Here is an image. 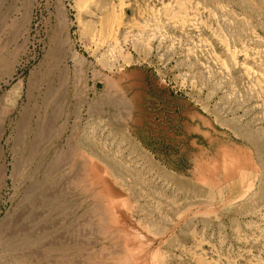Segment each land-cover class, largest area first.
<instances>
[{
	"label": "rangeland",
	"instance_id": "374dc122",
	"mask_svg": "<svg viewBox=\"0 0 264 264\" xmlns=\"http://www.w3.org/2000/svg\"><path fill=\"white\" fill-rule=\"evenodd\" d=\"M234 166L264 171V0H0V264H264Z\"/></svg>",
	"mask_w": 264,
	"mask_h": 264
},
{
	"label": "bare ground",
	"instance_id": "6f19581e",
	"mask_svg": "<svg viewBox=\"0 0 264 264\" xmlns=\"http://www.w3.org/2000/svg\"><path fill=\"white\" fill-rule=\"evenodd\" d=\"M32 152V151H31ZM62 156V155H61ZM58 163V162H57ZM91 162H90V164L89 165H87L88 166V169H87V172H86V174L88 175L89 174V172H90V170H91ZM38 166V165H37ZM86 166V167H87ZM83 176V175H82ZM103 176V175H102ZM76 177V176H75ZM80 179V178H79ZM82 179H84V178H82ZM91 179V178H90ZM94 180V179H93ZM92 180V181H93ZM79 182H80V180H79ZM101 182V181H100ZM108 182V181H107ZM91 183V182H90ZM102 183V182H101ZM105 184V183H104ZM82 185V184H81ZM84 185V184H83ZM86 186H88V185H86ZM85 186V187H86ZM112 186V185H111ZM113 187V186H112ZM86 189V188H85ZM97 193H99V194H102V195H104L106 198H107V202L105 203V204H103L102 206H96V209H97V211L99 212V210L101 211V212H99V215H100V220H101V225H102V229L103 230H105L106 228H107V226H112L116 231L118 230V226H117V224H118V215H117V212H116V207H117V204H118V202L114 199V198H112V195H111V193L109 192V189H108V187L106 186V185H103L102 187H100L99 188V190L97 191ZM119 198V197H118ZM74 203H71V202H52L51 204H50V206H49V210L50 211H54V210H56V211H59V212H63V213H65V215H66V217L67 216H70V214H72L73 213V209H75V208H77L78 209V207L80 208V209H82V208H86L85 207V205H73ZM101 205V204H100ZM122 205V204H121ZM119 207V206H118ZM73 210V211H72ZM49 214V213H48ZM126 214V213H125ZM122 215V214H121ZM20 216V215H19ZM73 217V216H72ZM126 217V216H125ZM122 218H124L123 216H122ZM70 219V218H69ZM130 220V219H129ZM30 221V220H29ZM122 221V220H121ZM128 223L130 222V221H127ZM17 223H18V221H15V222H9V225H10V227H9V232H6V233H3V234H1L0 233V256H1V258H2V256H9L10 255V250L11 249H15L16 250V247L18 246V245H16V242H14V239H12V238H10L11 236L10 235H12L14 232H15V226L17 225ZM124 223V222H123ZM125 224H126V222H125ZM127 225V224H126ZM27 226H29V224H26V226L25 227H27ZM117 226V228H115ZM25 227H22L21 229H23L24 231H25ZM28 228V227H27ZM107 229H109V228H107ZM19 230V229H18ZM23 230H21V231H23ZM28 232V231H27ZM105 232H106V230H105ZM115 232V231H114ZM26 233V232H25ZM116 233V232H115ZM119 233V232H118ZM26 237H28V236H26ZM112 237V236H111ZM19 238V237H18ZM26 240V238L25 237H22V240L21 241H23V242H26L25 241ZM33 240H36V239H33ZM116 244H118L117 242H116ZM114 248V247H113ZM117 248V247H116ZM13 250H11V252L13 251ZM111 251V250H110ZM113 251V250H112ZM116 251V250H115ZM121 251V250H120ZM20 252V251H19ZM22 252V251H21ZM25 253V252H24ZM111 253V252H110ZM13 254V253H12ZM22 254V253H21ZM108 254V253H107ZM116 254H118V259H116V260H123L124 259V256H123V254H120V253H118V252H116ZM12 256V258H13V255H11ZM106 256V255H105ZM24 257V256H23ZM115 258V257H114ZM128 258H130V257H128ZM11 259V258H10ZM105 259V258H104ZM127 259V258H126ZM3 260V259H2ZM13 260V259H12ZM18 260V259H17ZM1 261V260H0ZM14 261V260H13ZM20 261H21V258H20ZM127 261H128V259H127ZM16 262V261H15ZM23 262V261H22ZM79 262V261H78ZM101 262V261H100ZM129 262V261H128ZM25 263V262H24ZM27 263V262H26ZM113 263V262H112ZM117 263V262H116ZM124 263V262H123ZM39 264V263H38ZM107 264H108V262H107ZM134 264V263H133Z\"/></svg>",
	"mask_w": 264,
	"mask_h": 264
},
{
	"label": "crops",
	"instance_id": "0c3cea01",
	"mask_svg": "<svg viewBox=\"0 0 264 264\" xmlns=\"http://www.w3.org/2000/svg\"><path fill=\"white\" fill-rule=\"evenodd\" d=\"M262 168L259 166H234L232 169L225 171L219 169V174L223 176V180L227 182L235 181L237 184L245 183L253 186L245 195L244 201L238 199L233 204H245L250 206H264V187L258 186V181L264 182L262 177ZM241 192V191H240ZM229 203V202H228ZM253 228L259 231V235L264 239V217H259L258 220H253ZM261 248H264L263 244ZM264 252V249L261 250Z\"/></svg>",
	"mask_w": 264,
	"mask_h": 264
}]
</instances>
